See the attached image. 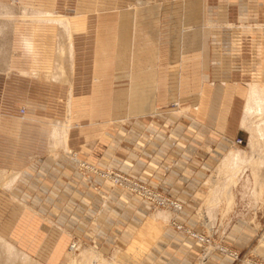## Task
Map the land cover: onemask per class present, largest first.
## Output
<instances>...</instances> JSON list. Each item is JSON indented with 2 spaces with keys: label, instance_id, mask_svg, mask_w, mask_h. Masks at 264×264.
Wrapping results in <instances>:
<instances>
[{
  "label": "crops",
  "instance_id": "1",
  "mask_svg": "<svg viewBox=\"0 0 264 264\" xmlns=\"http://www.w3.org/2000/svg\"><path fill=\"white\" fill-rule=\"evenodd\" d=\"M109 1L126 10L84 15L81 26L83 35L94 33L91 77L96 85L86 112L89 123L69 130V150L76 157L65 150L50 152V129L30 138L28 127L18 122L5 121L0 127V169L20 173L10 190L0 187V210L3 200L10 209L27 208L22 216L15 215L7 237L33 257L51 259L62 239L68 248L71 231L82 237L88 230L97 233L93 217L106 227L100 235L117 221L126 223V191L110 188L97 169H120L164 184L184 201L203 199L205 178L241 129L247 84L264 73L259 58L264 0ZM113 50L121 53L113 56ZM44 142L49 153L41 155ZM79 159L95 172L83 177ZM104 192L110 203L100 212L98 195ZM128 201L139 203L138 217H148L149 201ZM180 216L191 224L197 219L189 205ZM3 223L0 217V233ZM164 235L177 242L175 247L185 243L186 248H176L178 264L195 257V238L176 229Z\"/></svg>",
  "mask_w": 264,
  "mask_h": 264
},
{
  "label": "rangeland",
  "instance_id": "2",
  "mask_svg": "<svg viewBox=\"0 0 264 264\" xmlns=\"http://www.w3.org/2000/svg\"><path fill=\"white\" fill-rule=\"evenodd\" d=\"M0 4L11 5L14 17V30L7 31L6 37L4 36L1 40V45H8L12 58L9 62L10 69L0 70V127L5 121L18 122L21 126L28 127L25 133L30 138H40L42 137L41 134L50 129L49 149L51 153L56 155L60 150L57 151L54 145L59 141L53 140L52 131L57 122H65L69 119L68 97L71 88L66 83L46 79L43 73L39 77L30 74L33 70H42L43 72L49 68L47 61L54 54L56 25L46 23L37 25L29 19H24L21 16L22 12L24 9L48 10L68 17L85 18L86 15L95 17L97 14L101 15L109 11L120 13L126 10V7L109 0H0ZM84 20L86 22V19H83V23ZM2 25H4L3 22ZM88 25H93V18L90 19ZM260 26L263 27L264 25ZM82 32L81 28L77 29L73 36L75 57L73 76H71L73 81V108L68 121L70 122V128L89 123V116L86 112L91 101L90 95L94 85H96L91 77L92 59L96 52L91 48L90 37L94 33L83 35ZM30 37L36 43L37 51L35 53L30 52L25 45V39ZM116 53L120 54L121 50L118 52L113 50V56ZM259 58L263 61L264 67V49L261 51ZM254 81L264 82V73L260 80ZM248 91L249 86L245 89L240 126L245 113V101ZM116 104L123 105L122 99H116ZM175 107L177 106H170V108ZM184 107L181 106L180 109ZM184 112H187V110ZM116 120L123 121V119ZM240 139L242 142L238 143L237 141ZM249 140V133L241 126V129L233 136L230 149L232 147L240 148L248 154L249 158L257 159L259 155L254 156L253 154L264 152V150L256 151L252 149ZM44 143L45 145L39 147L42 151L41 155L49 153L48 146L46 142ZM228 151L221 160L214 164L208 174L209 176L205 178L204 181L208 185L207 193L199 201H195L196 199L193 198V200L191 197L184 201L178 194L167 191L164 184L162 186L151 184L120 169H97L96 173L107 181L106 183L110 188L121 187L126 191L128 199L139 198L149 201L151 209L148 217L143 219L138 217V212L141 213L139 203L131 205V201L129 202L127 199L125 224H118L117 221L114 223L115 225L109 226V230L105 234L100 235L106 227L101 224L102 222L96 220L97 216L93 217L91 219L92 229L95 227L98 232L93 233V230H90V232L88 230V234L84 233L82 237L71 231L68 248H66V239L60 240L51 259H48V257H33L26 249L19 247L17 241L7 237V232L12 227L11 222L14 221L15 215L22 216L27 208L10 209L8 207L10 203L5 202L3 198L0 217L4 223L0 237L9 240L13 243L14 248L24 251L41 264H66L69 259L79 264L83 261L84 254L89 250L101 255L106 264H176L177 259H174V256H176L174 254L177 252L176 248L185 247V243L182 241L178 243L177 246L179 247H175L173 243L175 241L173 239L168 240L169 237L164 235L166 230L169 229L173 232L176 229L196 239L194 243L196 245L194 247L196 250L195 257L192 260L189 259L186 262L187 264H223L226 261H230V264H264V168L256 172L250 166L244 172L242 179L235 186L231 185V195L221 197L220 202L210 214L206 209H202L211 192L209 185L211 175ZM67 154L69 157H76V154L72 151L67 152ZM77 167L83 177H89L88 175L96 170L86 160L80 159ZM19 175L18 171L0 169V187L10 190ZM234 176V172L229 170L221 183L224 185L227 180L232 179ZM227 188L229 187L227 186ZM98 197L100 198L99 211H107L106 206L110 203L109 196L104 192L99 194ZM161 199L175 201L181 204L182 209L177 210L169 204H162ZM187 205L191 208L192 216L197 218L195 222L193 221L194 224L189 223L188 219L180 216V212ZM131 206L133 207L130 211L129 207ZM166 207L174 212L170 222L162 228L160 225H148L147 221L150 216L158 208ZM118 211L121 214L123 213L121 209ZM83 215L87 218L90 214L85 210ZM158 226L161 228L160 230L155 228ZM89 229H91V226ZM12 254L14 255L13 252Z\"/></svg>",
  "mask_w": 264,
  "mask_h": 264
},
{
  "label": "bare ground",
  "instance_id": "3",
  "mask_svg": "<svg viewBox=\"0 0 264 264\" xmlns=\"http://www.w3.org/2000/svg\"><path fill=\"white\" fill-rule=\"evenodd\" d=\"M10 6L0 4V21L2 19L0 24V70L4 71L10 69L9 62L12 58L8 45H1V40L4 36L6 37L7 31L11 32V30H14L13 10ZM21 16L26 20L29 19L33 21L37 25L39 23L56 25L54 54L53 57L47 61L49 68L43 72L42 70H33L30 74L34 77H39L41 76V73H43L46 79L66 83L70 86L71 90L68 97V118L70 119L73 108V81L71 76H73L75 57L73 36L74 32L81 28L84 18L59 15L54 13V11L32 9H24ZM2 22L4 25H2ZM32 37L34 38V36ZM32 37L25 39V45L30 52L35 53V51H37L36 43ZM247 85L249 86V91L245 101V113L242 118L241 126L246 129L250 135L249 143L252 149L262 151L264 150V82L253 81L249 82ZM69 119L65 122H57V125L54 126V130L52 131L53 140L59 141L54 145L57 151H70L68 147L70 129V122H68ZM256 154L259 155L258 158L252 159L249 158L248 154L240 148L232 147L228 151L225 158L211 175L212 178L210 179L211 182L209 184L211 192L204 202L202 209H206L208 214H210L220 202L221 197L223 198L224 196L226 197V195H231V185L235 186L238 181L242 179L244 172L249 169L250 166L253 167L256 172L259 169L264 168V152L254 153L253 155L256 156ZM229 170L234 172L235 176L232 179L227 180L223 185L221 180L224 179ZM227 186L229 188H227ZM173 214L174 212L170 208H158L148 219V225H160L162 228V226L170 222ZM155 228H158V230L161 229L159 226ZM154 232L156 233V231ZM72 261L69 259L66 264H77ZM0 264L41 263L32 256L24 253V251L14 248L13 243L9 240L0 237ZM79 264H106V262L101 255L93 250H89L84 254V259Z\"/></svg>",
  "mask_w": 264,
  "mask_h": 264
},
{
  "label": "built area",
  "instance_id": "4",
  "mask_svg": "<svg viewBox=\"0 0 264 264\" xmlns=\"http://www.w3.org/2000/svg\"><path fill=\"white\" fill-rule=\"evenodd\" d=\"M237 142L241 143L242 140L240 139ZM161 201H162V204H167V205L169 204V205H171L173 208H175L177 210H181L182 209L181 204H179V203H177L175 201H166V200H163V199H161Z\"/></svg>",
  "mask_w": 264,
  "mask_h": 264
}]
</instances>
